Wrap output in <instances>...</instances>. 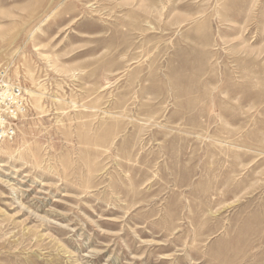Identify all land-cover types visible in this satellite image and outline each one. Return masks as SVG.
<instances>
[{
    "label": "rangeland",
    "instance_id": "rangeland-1",
    "mask_svg": "<svg viewBox=\"0 0 264 264\" xmlns=\"http://www.w3.org/2000/svg\"><path fill=\"white\" fill-rule=\"evenodd\" d=\"M0 264H264V0H0Z\"/></svg>",
    "mask_w": 264,
    "mask_h": 264
},
{
    "label": "built area",
    "instance_id": "built-area-1",
    "mask_svg": "<svg viewBox=\"0 0 264 264\" xmlns=\"http://www.w3.org/2000/svg\"><path fill=\"white\" fill-rule=\"evenodd\" d=\"M30 109V98L19 82L0 75V141L12 140L20 119Z\"/></svg>",
    "mask_w": 264,
    "mask_h": 264
}]
</instances>
